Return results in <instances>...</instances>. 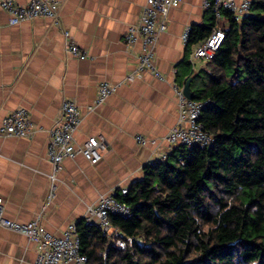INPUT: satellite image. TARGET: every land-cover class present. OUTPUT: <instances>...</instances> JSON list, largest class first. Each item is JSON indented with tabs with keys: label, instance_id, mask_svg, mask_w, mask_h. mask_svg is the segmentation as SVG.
Wrapping results in <instances>:
<instances>
[{
	"label": "crops",
	"instance_id": "1",
	"mask_svg": "<svg viewBox=\"0 0 264 264\" xmlns=\"http://www.w3.org/2000/svg\"><path fill=\"white\" fill-rule=\"evenodd\" d=\"M59 2L57 23L37 17L11 25L9 13L0 7V126L4 116L21 107L36 125L28 138L0 137V197L7 218L38 220L57 236L86 218L88 207L101 195L140 179L146 164L170 151L166 138L178 118L174 86L187 69L182 35L207 16L204 0H183L170 10L167 29L154 47L155 64L164 77L160 79L136 73L141 42L127 44L124 39L139 22L146 0ZM65 31L88 54L86 59L66 50ZM192 69L199 70L196 62ZM104 81L116 90L95 106ZM66 98L74 99L82 112L77 144L96 136L104 147L95 165L81 155L65 159L48 199L53 185L50 131ZM138 136L147 142L142 144ZM36 257L34 241L0 225V264H34Z\"/></svg>",
	"mask_w": 264,
	"mask_h": 264
},
{
	"label": "trees",
	"instance_id": "2",
	"mask_svg": "<svg viewBox=\"0 0 264 264\" xmlns=\"http://www.w3.org/2000/svg\"><path fill=\"white\" fill-rule=\"evenodd\" d=\"M221 14L225 38L197 72L187 59L219 24L208 9L191 26L177 80L192 78L194 99L211 101L200 121L212 146L179 145L146 164L127 194L118 188L131 215H110L111 236L78 220L88 264H264V0L240 20Z\"/></svg>",
	"mask_w": 264,
	"mask_h": 264
},
{
	"label": "built area",
	"instance_id": "3",
	"mask_svg": "<svg viewBox=\"0 0 264 264\" xmlns=\"http://www.w3.org/2000/svg\"><path fill=\"white\" fill-rule=\"evenodd\" d=\"M252 0H204L205 9H211L217 18L218 24L222 19V10H229L236 19L240 20L250 12ZM183 0H146L142 15L136 25L130 26L124 39L127 44H134L138 39L141 49L138 56L137 74L149 72L153 76L163 79L162 73L155 64V45L161 33L167 29V16L170 10L182 4ZM0 7L9 13L11 25H17L24 21L44 17L58 21L60 2L59 0H30L26 4L17 3L14 0H0ZM191 33V27H186L182 35L183 42L187 45ZM66 38V50L79 59H86L88 54L72 39L69 31L64 32ZM225 38V32L217 26L212 34L203 42L195 45L191 52V63L195 60H211ZM132 78V76L130 77ZM175 92L178 99V118L176 125L167 135L170 150L185 145L193 147L212 146L213 136L208 133L200 121L203 110L211 104L209 100H195L188 98L183 87L176 83ZM116 86L109 82H101L99 94L95 106L100 105L114 93ZM94 109V107H90ZM82 120V112L74 99H64L61 114L50 131L48 145V158L53 172L51 179L52 190L48 199L53 197L57 173L62 168L65 159H74L81 155L92 165L97 164L101 158V148L104 140L101 137H89L83 144L78 145L75 140V132ZM36 129L26 108H18L8 113L2 119L0 137H30ZM143 144L146 139L138 136ZM167 154L159 157L164 160ZM129 186L121 187V193L127 194ZM117 189L110 194L101 195L95 205L88 207V216L85 218L89 223L98 225L101 230L111 236L113 226L110 221L111 214L130 216V207L116 198ZM76 223H70L64 232L57 236L50 233L38 220L17 222L5 216L3 198L0 197V225L21 233L34 241L37 245V257L34 264H88V258L81 251L80 239L77 233ZM117 245L125 247V241L118 239Z\"/></svg>",
	"mask_w": 264,
	"mask_h": 264
},
{
	"label": "water",
	"instance_id": "4",
	"mask_svg": "<svg viewBox=\"0 0 264 264\" xmlns=\"http://www.w3.org/2000/svg\"><path fill=\"white\" fill-rule=\"evenodd\" d=\"M191 81H192V78L188 79V81L185 83V85L183 87V90H184L185 95L188 98L194 99V94L191 90Z\"/></svg>",
	"mask_w": 264,
	"mask_h": 264
},
{
	"label": "rangeland",
	"instance_id": "5",
	"mask_svg": "<svg viewBox=\"0 0 264 264\" xmlns=\"http://www.w3.org/2000/svg\"><path fill=\"white\" fill-rule=\"evenodd\" d=\"M196 62V66L197 68H200V66H203L205 64L206 61L204 60H195L194 63ZM56 123V122H55Z\"/></svg>",
	"mask_w": 264,
	"mask_h": 264
}]
</instances>
